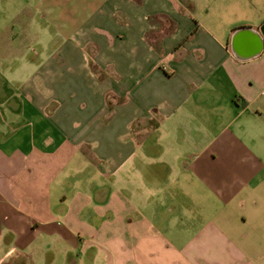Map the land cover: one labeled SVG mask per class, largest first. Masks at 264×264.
Returning a JSON list of instances; mask_svg holds the SVG:
<instances>
[{"label":"crops","instance_id":"1","mask_svg":"<svg viewBox=\"0 0 264 264\" xmlns=\"http://www.w3.org/2000/svg\"><path fill=\"white\" fill-rule=\"evenodd\" d=\"M0 264H264V0H0Z\"/></svg>","mask_w":264,"mask_h":264}]
</instances>
